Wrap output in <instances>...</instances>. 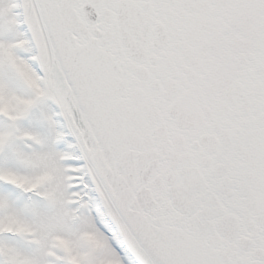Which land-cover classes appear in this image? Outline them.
<instances>
[{
    "label": "snow or ice",
    "instance_id": "1",
    "mask_svg": "<svg viewBox=\"0 0 264 264\" xmlns=\"http://www.w3.org/2000/svg\"><path fill=\"white\" fill-rule=\"evenodd\" d=\"M0 264H264V0H0Z\"/></svg>",
    "mask_w": 264,
    "mask_h": 264
}]
</instances>
